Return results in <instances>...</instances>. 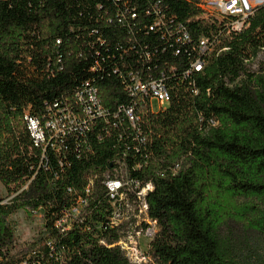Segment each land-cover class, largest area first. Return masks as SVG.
Listing matches in <instances>:
<instances>
[{
    "label": "trees",
    "instance_id": "16d2710c",
    "mask_svg": "<svg viewBox=\"0 0 264 264\" xmlns=\"http://www.w3.org/2000/svg\"><path fill=\"white\" fill-rule=\"evenodd\" d=\"M227 23L201 0H0V182L11 195L0 264H135L111 225L105 181L120 164L153 186L157 230L141 264H264L244 253L250 233L264 234V70L248 66L264 50V8L239 32ZM202 37L206 64L187 75ZM130 71L164 79L165 110L128 93ZM87 83L105 117L36 145L26 115L73 107ZM131 102L136 127L115 116ZM79 199L80 215L58 224ZM21 208L43 209V225L18 254L9 217Z\"/></svg>",
    "mask_w": 264,
    "mask_h": 264
},
{
    "label": "built area",
    "instance_id": "2783aa9c",
    "mask_svg": "<svg viewBox=\"0 0 264 264\" xmlns=\"http://www.w3.org/2000/svg\"><path fill=\"white\" fill-rule=\"evenodd\" d=\"M202 2L203 6L210 12L228 20V27L233 32L241 31L245 27L248 18L255 13L256 9L264 8V0H205ZM156 19L154 25L150 26V29L163 23L161 18ZM179 31L182 33L181 38L183 40L189 39L187 32ZM209 42V39L205 37L201 38L198 45L200 55L191 62L190 67L186 70L187 75H190L194 71H202L206 64L203 55L210 49ZM57 43H59V40H57ZM128 76L129 80L126 83V89L132 97L139 100L148 98L151 109L154 111L165 110L168 107L171 101V91L164 79H143L132 71L129 72ZM154 101L159 103L157 109L154 108ZM48 112L49 117L44 122L37 117L26 115L28 129L36 145L45 144L48 141L47 139H49V135L52 137H62L72 130L73 134L83 131L96 117H105L106 109L99 99L97 87L88 85L87 83L86 86L76 91L73 107L69 105L60 106L59 103H54L53 106L49 107ZM120 115L131 126H138L140 115L133 102L120 106L115 116L118 117ZM105 184L110 197L113 199L114 211L111 225L122 228V236L115 245L120 246L129 259V254L135 256L141 254L146 259V262L142 263H147L149 258L147 253L141 249L139 238L145 236L151 241L157 230L156 221L152 220L148 215V204L146 201L148 191L153 188L152 184L146 183L142 185L137 180L128 179L126 170L122 164L115 170L114 175H107ZM86 191H89V188ZM85 203L84 199H79L77 204L59 220L58 224L65 223L72 216L73 219H76L80 215ZM131 262L133 261L131 260Z\"/></svg>",
    "mask_w": 264,
    "mask_h": 264
},
{
    "label": "rangeland",
    "instance_id": "374dc122",
    "mask_svg": "<svg viewBox=\"0 0 264 264\" xmlns=\"http://www.w3.org/2000/svg\"><path fill=\"white\" fill-rule=\"evenodd\" d=\"M248 66L251 70H255L256 72L264 70V51L260 52L259 56L249 61ZM153 105L154 108L157 109L159 103L154 101ZM10 197L11 195H9V192L0 182V200L9 199ZM9 221L15 231V240L12 245L11 253L20 254L29 247L38 235V231L43 225V209L30 211L28 209L21 208L9 217ZM236 229V231H238V228ZM248 237L249 242L251 243V249H245L244 253L249 256L251 255L252 258L254 256H259L260 260L264 262V234L253 232L250 233ZM150 242V239H147L145 236H141L139 238V245L146 253L148 252L147 250H149ZM129 256L134 263L146 262V259L143 258L141 254L138 256L129 254ZM147 262L149 261L147 260Z\"/></svg>",
    "mask_w": 264,
    "mask_h": 264
},
{
    "label": "crops",
    "instance_id": "0c3cea01",
    "mask_svg": "<svg viewBox=\"0 0 264 264\" xmlns=\"http://www.w3.org/2000/svg\"><path fill=\"white\" fill-rule=\"evenodd\" d=\"M201 1H205V0H201Z\"/></svg>",
    "mask_w": 264,
    "mask_h": 264
}]
</instances>
